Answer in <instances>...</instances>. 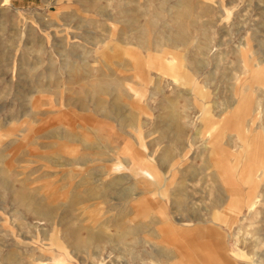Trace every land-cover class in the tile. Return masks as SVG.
Instances as JSON below:
<instances>
[{"label": "rangeland", "instance_id": "obj_1", "mask_svg": "<svg viewBox=\"0 0 264 264\" xmlns=\"http://www.w3.org/2000/svg\"><path fill=\"white\" fill-rule=\"evenodd\" d=\"M208 240L264 264V0H0V264Z\"/></svg>", "mask_w": 264, "mask_h": 264}, {"label": "crops", "instance_id": "obj_2", "mask_svg": "<svg viewBox=\"0 0 264 264\" xmlns=\"http://www.w3.org/2000/svg\"><path fill=\"white\" fill-rule=\"evenodd\" d=\"M203 227H210V226L205 225ZM202 233H205V234L213 233L215 236V231L213 230H209V231L204 230L202 231ZM190 244L188 245L189 247H190ZM198 246L199 247L196 252H193L190 248H188L190 253H189V260L187 264H195L194 258L191 259L194 256V254H196L197 259H198L197 264H237L236 261L231 259L232 257L228 255V247L226 243L223 241L218 242V243H215L210 240L201 241ZM203 252H204V255H201ZM218 254L221 255L220 260H218V257H217ZM213 258H215L216 261Z\"/></svg>", "mask_w": 264, "mask_h": 264}, {"label": "bare ground", "instance_id": "obj_3", "mask_svg": "<svg viewBox=\"0 0 264 264\" xmlns=\"http://www.w3.org/2000/svg\"><path fill=\"white\" fill-rule=\"evenodd\" d=\"M262 76H263V72L262 71H260L259 73H258V75H257V79H262ZM40 214V213H39ZM40 216H41V214H40ZM95 234V233H94ZM120 237V236H119ZM236 256H238V257H244V255L243 254H240V253H237V254H235Z\"/></svg>", "mask_w": 264, "mask_h": 264}]
</instances>
